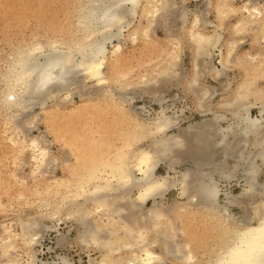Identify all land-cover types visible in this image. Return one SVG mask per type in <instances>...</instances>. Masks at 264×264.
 Segmentation results:
<instances>
[{"label": "bare ground", "instance_id": "obj_1", "mask_svg": "<svg viewBox=\"0 0 264 264\" xmlns=\"http://www.w3.org/2000/svg\"><path fill=\"white\" fill-rule=\"evenodd\" d=\"M221 1L217 8L219 23L209 21L203 9L198 8L185 28L188 10L175 15V0H89L83 4L74 26L84 41H62L67 44L66 50L58 41L24 46L7 70L0 72V124L18 119L8 123L12 127L8 139L26 144L27 179L37 177V172L41 174L56 162L47 150L49 146L44 145L46 140L42 143L38 136L24 133L30 126L26 122L30 110L38 104L46 105L50 97L73 93L74 88L83 91L87 80L94 81L98 88L91 93L92 99L76 107H88L86 114L90 108L98 111L91 117L80 114L83 140L87 143L89 138H95L96 128L99 145L108 149L89 158L85 169L83 164L75 171L78 175H72L70 167H66L70 174L60 180L54 178L56 190L48 192V197L46 192L36 195L32 204L41 209L34 207L33 213H20L18 231L7 220H0V244L8 258L5 264H165L169 258L182 264H264V181H260L264 177V51L258 48L256 53L243 57L238 52L245 30H256L264 39V0H248L239 6L235 0ZM237 12L246 16L231 25V35L226 38L223 19ZM139 16L146 21L136 27L134 21ZM172 17L180 18L190 36L192 73L187 76L180 72L179 76L175 65L181 57L174 43L170 52L160 54L157 68L149 62L139 63L147 70L139 80L144 86L156 88L165 79L180 82L185 91L193 94L200 119H189L186 105L161 102L160 109L145 104L136 107V96L110 88L114 77L124 80L132 71L119 67L125 40L134 43L139 36L148 38L153 25H169ZM215 55L217 62H213ZM248 62L257 67L251 69ZM233 64L247 67L234 86L226 80ZM206 77L219 81L220 87L204 81ZM255 107L258 111L254 115ZM110 109L128 115L125 128L114 129L115 145L107 141L108 134L113 135L109 126L99 129L91 125ZM21 115L25 117L21 119ZM58 123L52 120L57 134L72 131L66 120ZM70 123L78 129V123ZM70 150L75 154L73 147ZM70 157L61 161L66 165ZM160 165H164V173L157 171ZM10 172L7 170L3 177L7 181L3 188L12 192L22 182ZM234 178L241 187L238 193L231 189ZM172 188L178 190L177 197L167 202ZM22 200L25 198L19 201ZM234 205L244 206L247 213L236 216L231 210ZM57 213L64 216L55 218ZM177 215L183 216L185 222L195 221L197 227L196 246L185 249L182 257L178 242L172 241L173 219ZM62 218H71L77 224L76 237L82 250L93 248L100 254H90L86 263H77L63 254L39 258L35 246L55 228L46 221L57 219L59 223ZM20 245L29 250L25 259L17 253Z\"/></svg>", "mask_w": 264, "mask_h": 264}, {"label": "rangeland", "instance_id": "obj_2", "mask_svg": "<svg viewBox=\"0 0 264 264\" xmlns=\"http://www.w3.org/2000/svg\"><path fill=\"white\" fill-rule=\"evenodd\" d=\"M87 1L89 0H0V72L7 70L8 64L13 60L15 54L22 48H24V46L39 43L48 45V43L52 41H58L61 42L60 47L66 50L67 44L63 43L62 41H66L67 43H71L74 40L78 42L84 41L85 37L81 36L78 30L74 29V26L77 23L76 21L78 20V15L83 10V4ZM206 1L175 0V2L178 3V5L176 4L174 8L177 9L175 15L180 14L179 12H182L183 10H188V20L184 25L185 28L190 25L191 21H193L195 11H198L199 9H203V15H206L209 21L213 23L220 22L217 8L220 4L223 3V1L209 0V2H211L210 4L208 3L209 6L207 4L208 1ZM246 1L248 2V0H235V3L239 6L243 5ZM181 3H183V6ZM245 16V14L237 12L227 15V17L223 19V24L221 26L223 27L222 31L224 32V36L226 38L231 35V25L237 20L242 19V17L245 18ZM171 20L172 21H170L169 19L168 21L169 25H153V27H151L148 38L145 37V35L139 36L138 40L134 43L130 42L128 39L125 40V46L122 51L123 54L119 57V67L123 71H132H130V75L124 80L114 77V79L110 81V88H113L115 90H124L125 92L131 93L132 95L136 96L134 102V105L136 107L145 104L146 106L160 109L161 102V104L164 105H166L167 103H173L178 107L186 105L188 107L186 110L188 118L200 119L201 116L199 115L198 111L194 109L195 104L193 94L185 91V89L183 88V84L181 85L180 82H173L169 79H165V83H162L161 81L157 89L152 85H150V87L147 85L144 86V84L139 80L140 74L147 72L146 68L144 66H140L139 63L146 64L149 62L151 63V65H153L152 68H157L159 66L158 59L160 54H162V52H170L171 49L175 47V45H178V50L181 57L180 61L175 65V68H177L176 71L178 72L179 76L180 72H183V74L187 76L192 73L193 55L191 52L190 36L186 34L183 22L180 20V18L172 17ZM173 20L175 23L173 22ZM145 21L146 20L143 17L139 16L135 19L134 26L137 27L143 24ZM171 23H174V25H170ZM255 31L249 28L248 31L245 30L241 35V40L243 41L240 42L241 45H239L238 49L240 56H246L247 53H256L258 48L259 52L264 51V39H261L262 35ZM128 32L129 30L127 29L125 34L127 35ZM168 32H171V34H167ZM115 58V55L111 57L113 61ZM213 62H217V55H215ZM246 64L250 66L251 69H255L257 67V65H253V62L251 64L249 62ZM245 68L247 67L244 64H236V66L234 64L231 65L228 68V78L226 80H229L231 82V85L234 86L236 82L242 79L245 75ZM158 79H160V77H158ZM206 80H209V82L220 87L219 81H214L209 77H206L204 81ZM2 85L3 84L0 83V88L3 87ZM78 88L79 87L72 89L73 93L64 92V94L60 92L62 94H58L56 97L53 96L54 98L50 97V100L47 99L46 105L40 107V104H38L37 106L32 108L30 110L31 113L27 115L28 118L26 119V122L30 123V126L28 127V130L24 131V133H29L28 135L32 136H38L42 143L44 142V140H46L44 142V145L49 146L47 150L52 154L54 160L56 158V162L53 161L49 169L44 170L45 173L43 171L41 172V174L40 172H37V177H34L35 179L26 178L29 172V167L26 164V160H28L29 158V151L25 149V142L18 139L16 141L8 139V136L11 133L10 130L12 128L7 126L8 123H14L18 119L15 120L13 118V120L11 119L12 121L10 119H7L5 124H0V220H7V222L10 223V225L13 226V228L17 231L19 229L17 220L20 213H23L24 210L29 212L32 211L33 213L34 207L37 209H41L38 204H32L36 201V195L46 192V196L48 197L50 195L48 192L56 190L58 187L54 186V184L57 183L56 181L54 182V178L56 180H60V178L62 179L66 175L70 174V172L66 173V167H70L72 175H78L79 173H76L75 171L83 168V164L85 166V169L86 166H88V164L90 163L89 158H95L94 155L98 157L101 152L108 150L104 146L99 145L100 141L98 142L99 139L96 138L97 135L99 137V133L95 132L96 128L94 130V134L97 133L94 135L95 138H89L87 143L83 140L82 131L80 130L81 122L83 120L80 114L86 117H91L97 114L98 109L95 110L94 108H90L89 113L86 114L85 109H87L88 107H85L84 110L82 108L76 107L86 104L87 99H92L93 96L91 93L93 91L95 92L98 86L94 81L87 80L86 87L83 89V91H81L85 92V95L83 93V95H80L81 92L78 90ZM148 88L156 89L157 92H149ZM78 91L80 93H78ZM68 93L70 97L67 96ZM67 97H69L70 99ZM84 98H86L85 101H83ZM61 99L63 101L60 102ZM216 99H218V97H216ZM58 101L59 103H57ZM46 109L49 111H47ZM41 110H44L45 112ZM110 110H108L103 117L98 118V123L97 121L92 122L91 125L92 127L97 126L99 129L100 127L107 128V126H109L113 130V135L112 133L108 134L109 137L107 138V141L111 142V145H115L114 141L117 140L114 139V129L117 128L118 130H121L125 128L128 115L122 110ZM257 111L258 109L256 107L252 109L254 115L257 113ZM21 117V119H23L25 116L21 115ZM53 119L58 120V124L60 125L64 124V120H66V124L69 125L68 129H72V131L67 132L65 135L57 134L52 125ZM70 121L76 124L78 123V129L76 127H73ZM96 123L98 125H96ZM30 130L31 132H29ZM102 134L103 133L100 132V136ZM45 137L47 139H45ZM86 137L88 138L87 134ZM41 139L44 140L42 141ZM94 139L95 141L97 139V146L95 145L96 143ZM71 147L76 150L75 154H70ZM90 147L92 148L88 151V148ZM68 154L69 156L71 155V161L68 162L69 165L67 163L65 165L61 160L65 158H67L68 160L69 156L65 157V155L67 156ZM80 156H83V160L80 159ZM75 158L78 161L74 160ZM7 170H11L12 174L10 172V175H13L16 180L22 182H20L21 184L15 187L12 192L3 188L4 184H7V181H5L3 178L4 175L7 174ZM157 171L159 173H164V165H160ZM23 179L27 180L24 181ZM260 181H264V177H260ZM231 189L235 193L240 192L241 187L237 185V178L233 179ZM177 191L178 190L174 188L170 189V191L167 193L166 201H173L174 198L177 197ZM22 196L26 200L25 203V200L19 201L23 199ZM1 205L4 206L1 207ZM231 210L232 213L238 217L243 216L247 213V209L244 206L240 208L239 206L234 205L231 207ZM188 213L192 212L189 211ZM57 216L59 217L64 215H59L57 213L55 218H57ZM184 219L185 218L183 216L178 215L173 219V224H175L173 226L175 235L173 236L172 241H177L178 245L181 247L182 251L180 253H182V255H179L181 257L184 256L186 252L185 249H188L189 246H196L195 243L197 238V227L195 225V221L185 222ZM46 222L52 224L55 228L49 232H46L41 242L35 246V248L38 250L39 258L52 259L55 257V255L63 254L68 255V257H70L77 263H86L87 258L90 254L92 256H97L100 254L97 249L93 248L86 247L84 248V250H82V245H80L76 237V231L78 229L77 224L71 218H62V221H59V223L57 219H49ZM70 227H72L73 229L69 232ZM62 234H65V236L63 237ZM58 238H60L62 241L60 242ZM57 239L59 241H57ZM28 251L29 250L24 245H20V247L17 248V253H20L24 259L28 257L26 256L27 254H25ZM5 253L7 252L3 249V245L0 244V264H5L4 262H7L8 260L6 256L7 254ZM166 261L165 264H182L180 261L174 258L166 259Z\"/></svg>", "mask_w": 264, "mask_h": 264}]
</instances>
